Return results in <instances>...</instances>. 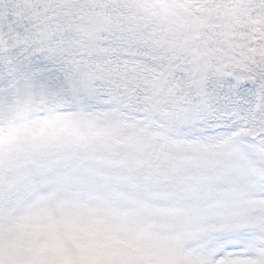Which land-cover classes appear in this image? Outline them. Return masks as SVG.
Returning <instances> with one entry per match:
<instances>
[{
	"label": "snow or ice",
	"instance_id": "6c2138e0",
	"mask_svg": "<svg viewBox=\"0 0 264 264\" xmlns=\"http://www.w3.org/2000/svg\"><path fill=\"white\" fill-rule=\"evenodd\" d=\"M0 264H264V0H0Z\"/></svg>",
	"mask_w": 264,
	"mask_h": 264
}]
</instances>
